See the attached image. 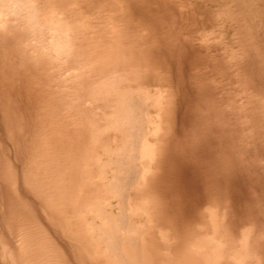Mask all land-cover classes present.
<instances>
[{"label": "rangeland", "instance_id": "1", "mask_svg": "<svg viewBox=\"0 0 264 264\" xmlns=\"http://www.w3.org/2000/svg\"><path fill=\"white\" fill-rule=\"evenodd\" d=\"M114 263L264 264V0H0V264Z\"/></svg>", "mask_w": 264, "mask_h": 264}, {"label": "bare ground", "instance_id": "2", "mask_svg": "<svg viewBox=\"0 0 264 264\" xmlns=\"http://www.w3.org/2000/svg\"><path fill=\"white\" fill-rule=\"evenodd\" d=\"M100 47H101V46H100ZM138 98H139V97H138ZM146 101H147V100H146ZM136 103H138V102H136ZM132 105H134V104H132ZM149 105H151V104H149ZM136 108H137V107H136ZM140 109H141V106H140ZM132 110L134 111V109H132ZM143 110H144V108H143ZM138 111H139V113L141 112L139 109H138ZM131 112H132V111H131ZM136 112H137V111H136ZM145 112H146V111H145ZM127 113H128V112H127ZM159 113H160V112H159ZM130 114H131V113H130ZM140 114L142 115V112H141ZM144 114H145V113H144ZM145 116H146V114H145ZM149 116H150V115H149ZM135 117H136V116H135ZM140 117H141V116H140ZM118 118H119V117H118ZM129 118H131V117H129ZM142 118H143L142 121H145V120H144V117H142ZM142 118H139V119H142ZM136 119H138V118H136ZM145 119H146V118H145ZM122 121H123V120H122ZM126 121H127V120H126ZM135 121H136V120H135ZM140 123H141V126H144V124H143L144 122H140ZM129 124H130V123H129ZM134 124H135V122H134ZM126 125H127V124H126ZM135 125H137V124H135ZM133 126H134V125H133ZM141 126H140V127H141ZM137 127H138V126H137ZM150 128H151V127H150ZM140 129H141V128H139V133H140V135H141V130H140ZM145 129H146V128H145ZM135 130H136V129H135ZM143 130H144V129H143ZM132 131H133V130H132ZM136 131H137V130H136ZM144 132H145V131H144ZM144 132H143V133H144ZM137 133H138V132H137ZM145 133H146V132H145ZM139 137H140V136H139ZM131 139H132V138H131ZM140 140H141V139H139V141H140ZM139 141L137 140L135 143H137V142L139 143ZM140 142H141V141H140ZM136 145H137V144H136ZM137 146H138V145H137ZM135 150H136V149H135ZM139 151H140V150H139ZM142 151H143V150H142ZM155 152H157V150H155ZM138 153H140V152H138ZM142 153H143V152H142ZM134 154H135V153H134ZM120 155H121V154H120ZM132 155H133V154H132ZM112 156H113V155H112ZM114 156H115V155H114ZM128 157H129V156H128ZM132 157H133V156H132ZM118 158H119V157H118ZM112 159H113V158H112ZM128 159H129V158H128ZM113 162H114V161H113ZM133 162H134V160H133ZM115 164H116V163H115ZM118 164H119V161H118ZM132 164H133V163H132ZM126 165H127V164H126ZM124 167H125V166H124ZM129 167H130V166H129ZM131 167H132V166H131ZM118 168H119V167H118ZM134 168H135V167H134ZM128 169H129V168H128ZM114 170H115V169H114ZM138 170H139V169H138ZM151 171H152V170H151ZM125 172H126V171H125ZM131 172H132V171H131ZM133 172H134V171H133ZM118 173H119V172H118ZM126 174H128V173H126ZM114 177H115V176H114ZM117 177H118V176H117ZM128 177H129V175H128ZM130 180H131V179H130ZM131 181H133V180H131ZM128 182H129V180H128ZM128 182H127V185H128ZM134 182H135V181H134ZM140 182H141V181H140ZM129 183H130V182H129ZM132 183H133V182H132ZM115 185H116V184H115ZM123 186H124V185H123ZM123 186H122V187H123ZM134 186H135V185H134ZM111 187H112V186H111ZM119 189H120V188H119ZM124 189H126V184H125V188H124ZM126 190H127V189H126ZM116 191H118V190H116ZM124 191H125V190H124ZM123 194L125 195V193H123ZM116 195H117V194H116ZM116 195H115V196H116ZM124 195H123V196H124ZM125 197H127V192H126V196H125ZM125 197H124V198H125ZM141 197H142V196H141ZM142 199H143V198H142ZM125 201H126V200H124V202H125ZM125 207H127L126 204H125ZM131 208H132V207H131ZM123 210H124V209H123ZM134 212H135V211H134ZM130 214H131V213H130ZM146 214H147V213H146ZM124 216H125V215H124ZM146 217H147V216H146ZM122 218H124V217L122 216ZM130 218H131V217H130ZM113 219H114V218H113ZM148 219H149V218H148ZM126 220H127V219H126ZM106 221H107V220H106ZM148 221H149V220H148ZM148 221H147V222H148ZM93 222H94V221H93ZM119 222H121V221H119ZM127 222H128V221H127ZM115 223H116V222H115ZM105 224H106V223H105ZM110 224H111V223H110ZM123 224H124V222H123ZM149 224H150V223H149ZM96 225H97V224H96ZM125 225H127V224H125ZM99 226H101V225H99ZM109 226H110V225H109ZM96 227H97V226H96ZM127 227H128V226H127ZM131 227H132V226H131ZM94 228H95V227H94ZM97 228H98V227H97ZM91 229H92V228H91ZM118 229H119V228H118ZM125 229H126V228H125ZM158 229H159V228H158ZM93 230H94V229H93ZM98 230H99V229H98ZM100 230H101V228H100ZM127 230H128V229H127ZM133 230H134V229H133ZM117 232H118V230H117ZM133 232H134V231H133ZM130 235H131V234H130ZM130 235H129V236H130ZM135 235H136V234H135ZM137 235H138V234H137ZM140 235H141V234H140ZM143 235H144V234H143ZM122 236H123V235H122ZM122 236H121V237H122ZM144 236H145V235H144ZM159 236H160V235H159ZM99 237H100V236H99ZM142 237H143V236H142ZM128 238H129V237H128ZM146 239H147V238H146ZM107 240H108V239H107ZM121 240H122V238H121ZM134 241H135V239H134ZM156 241H157V240H156ZM125 242H126V241H125ZM125 242H124V243H125ZM139 242H140V241H139ZM100 243H101V242H100ZM114 243H115V242H114ZM132 243H133V242H132ZM134 243H135V242H134ZM140 243H141V242H140ZM140 243H139V244H140ZM146 243H147V242H146ZM136 244H137V243H136ZM114 245H116V244H113V246H114ZM118 245H119V244H118ZM118 245H117V246H118ZM125 245H126V244H125ZM134 245H135V244H134ZM137 245H138V244H137ZM150 245H151V247H152V243L149 244V247H150ZM117 246H116V247H117ZM111 247H112V246H111ZM121 247H122V246H121ZM117 248H119V247H117ZM134 248L136 249V248H138V247L135 246ZM144 248H145V247H144ZM146 248H147V246H146ZM126 249H127V248H126ZM167 249H168V248H167ZM200 249H201V248H200ZM106 250H107V249H106ZM114 250H115V249H114ZM138 250H139V249H138ZM158 250H159V249H158ZM119 251H120V250H119ZM108 252H109V251H108ZM137 252H139V251H137ZM137 252H136V253H137ZM140 252H141V251H140ZM147 252H148V251H147ZM123 253H124V252H123ZM129 254H130V253H129ZM147 254H148V253H147ZM121 255H122V254H121ZM136 255H137V254H136ZM141 255H142V254H141ZM138 256H139V255H138ZM143 256H144V255H143ZM109 257H110V256H109ZM115 257H116V256H115ZM127 257H128V256H127ZM120 258H121V257H120ZM123 258H124V257H123ZM143 258H144V257H143ZM153 258H154V257H153ZM116 259H117V258H116ZM111 260H112V259H111ZM114 260H115V259H114ZM117 260H118V259H117ZM148 260H149V259H148ZM112 261H113V260H112ZM127 261H128V260H127ZM146 261H147V260H146ZM149 261H150V260H149ZM129 263H130V262H129ZM114 264H115V263H114Z\"/></svg>", "mask_w": 264, "mask_h": 264}]
</instances>
